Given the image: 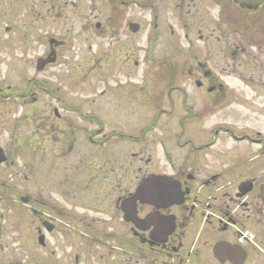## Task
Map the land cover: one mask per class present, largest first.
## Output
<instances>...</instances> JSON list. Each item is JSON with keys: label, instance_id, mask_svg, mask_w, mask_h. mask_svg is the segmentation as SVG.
I'll use <instances>...</instances> for the list:
<instances>
[{"label": "flooded vegetation", "instance_id": "obj_1", "mask_svg": "<svg viewBox=\"0 0 264 264\" xmlns=\"http://www.w3.org/2000/svg\"><path fill=\"white\" fill-rule=\"evenodd\" d=\"M156 1L159 11L150 33L167 40L180 57L151 59L152 72L162 76L160 81L150 79L169 90L159 116L177 112L171 109L170 93L172 88L182 91L176 123L149 121L157 109L143 104L148 93L138 97L137 84L115 88L116 83H108L118 81L122 65L138 66L136 60L67 61V52L80 40L73 34L74 15L83 19L77 36L84 32L81 39L87 40L94 32L99 38L107 27L90 22L87 12L97 10L94 18H116L125 0H0V36L10 53L5 75L26 82L25 88V82H18L0 93L13 94L30 111L41 108V93L56 98L51 124L81 150L99 146L101 138L109 139L117 130L132 137L131 150H124L120 160L107 161L108 166L86 164L94 158L79 156L70 171L73 180L57 191L58 200L47 202L40 192H25L20 205L32 216L0 218V264H264V0ZM106 3L112 8L106 9ZM185 4H196L195 14L183 15ZM166 7L178 31L171 23L159 25ZM130 22L125 29L135 37L141 25L131 32ZM40 48L39 54L26 58L28 51ZM64 63L78 74V86L94 87L86 91L89 95L79 87L66 95H59L57 88L44 89ZM180 77L189 91L176 86ZM124 94L152 114L142 112L140 121L108 127L101 119L104 98L111 96L119 106L120 101L127 103ZM155 130L159 132L152 134ZM241 141L248 151L249 145L257 149L251 154L237 146ZM229 174L239 181L227 192L209 194ZM143 180L146 202H132L135 222L126 221L122 202L132 200ZM244 180H251L252 187L245 205L235 208L237 186ZM39 202H44L42 207L35 206ZM224 219L226 223H220ZM230 225L250 230L252 244L238 246L234 234L227 239ZM217 243L224 249L214 251Z\"/></svg>", "mask_w": 264, "mask_h": 264}, {"label": "rangeland", "instance_id": "obj_2", "mask_svg": "<svg viewBox=\"0 0 264 264\" xmlns=\"http://www.w3.org/2000/svg\"><path fill=\"white\" fill-rule=\"evenodd\" d=\"M125 4L122 6L120 16L116 18H107L106 14L102 17H95L97 10L91 9L87 12L89 20H97L101 22V25L106 26V33L101 37H97L96 33H90L88 39H81L85 33L82 32L77 36V31L80 30L79 26L82 22V18H78V15H74L73 18V34L76 36L77 41L74 47L66 54L67 61L73 58L72 63H84L82 58L94 57L97 59H108L107 63L123 61V59L130 58L136 60L138 66L132 69H126L125 64L122 65L120 72L121 77L118 81L116 79L110 80L109 84H115V88L129 87L130 85H138L136 90L141 91L138 93V97H143L148 93V96L143 103L145 106L157 109L156 113L149 121H161V122H178L180 120V113L178 111L180 106L181 92L176 88L171 89V101L173 105L172 110L176 109V113H165L158 115L163 108L162 105L169 94V90H163L160 87L155 86L152 79L160 78L161 72H152L151 59L155 58H168V57H180L177 50L168 44L167 40H162L156 37L153 33H150V26L156 20L153 18L154 14H157L159 8L157 7V1L150 0H125ZM147 4V5H146ZM149 4V5H148ZM106 9L112 8L110 3H106ZM196 4L183 5V15L195 14ZM167 8V7H166ZM161 9V8H160ZM165 13H161L159 16V25L163 27L167 23H171L178 31V23L171 17L170 8L166 10L162 9ZM202 13H198L201 15ZM129 21L139 22L141 30L132 37L127 33V23ZM128 30V29H127ZM152 30V28H151ZM192 38H196L197 34H190ZM3 35L0 36V90H6L8 85H11L13 89L18 82L9 76L7 73V64L9 61L10 53H8L7 47L4 45ZM3 42V43H2ZM121 46L118 48V46ZM43 48L38 50L31 49L27 52L26 58L32 59L33 56L39 54ZM189 50V49H188ZM188 50L185 49V58H189ZM66 62V58L64 59ZM193 62V61H192ZM133 63V62H129ZM190 63V62H189ZM153 64V63H152ZM68 65L57 67L56 78H51L52 81L47 82L46 90L56 89L59 95L70 93L71 90L79 87L85 91V94L89 95L86 91H93V86L89 84H83L78 86L76 81L78 80L76 75L70 73L67 70ZM189 69V65H187ZM188 71V70H187ZM26 73L31 74L29 68L26 69ZM181 70L179 71V74ZM130 74L131 79L126 80L125 75ZM10 75V74H9ZM30 77V76H28ZM152 77V79H150ZM89 79H92L90 76ZM152 80V81H150ZM150 81V82H146ZM175 81V80H174ZM165 82V79H164ZM144 85H140L143 84ZM28 84V83H27ZM46 84V83H45ZM26 82L23 83L21 88H25ZM52 87H51V86ZM159 86V85H158ZM163 88H166L165 83H162ZM176 86L178 88H185V91L191 89L190 85L183 81V77L176 80ZM18 87V86H17ZM97 90V87L95 88ZM51 95L45 93L40 94L41 108L30 111L27 106H23L22 100H16L13 94L6 96L5 93H0V147L7 155V163L0 165V218L6 217H31L30 211L27 210V214H24V207L20 205L19 198L24 196L25 192L30 190L31 192H40L47 202L59 199L60 195L57 191L66 189L70 186L73 178L70 177V171L73 169L74 161L79 156L84 155L90 158H94L93 162L103 166L112 159L120 160L119 156L124 153V150H131L129 148V141L132 142V137L124 130H117L109 138H101L99 146H85L81 150L76 144L72 146L67 141V133L62 129L56 132V129L51 124L52 121V106L57 105L56 98H50ZM123 104L120 101L119 106H114L111 96H105L103 104L105 106L104 111L101 113V118L108 127H113L115 122L126 121H140L142 112L152 114V111L148 107L137 106L130 95L122 97ZM170 105V104H169ZM180 107V108H179ZM34 110V109H33ZM175 112V111H173ZM65 115V114H64ZM88 121V120H87ZM56 132V133H55ZM159 130H155L154 133H158ZM102 142V144H101ZM236 144V142H234ZM232 142H230V145ZM238 147H244L248 151V146L244 145V142H238ZM257 149L256 145H249V153H253ZM82 151L85 153L83 154ZM176 154L179 151L175 152ZM249 154V155H251ZM80 159H86V157H80ZM79 165H83L79 163ZM109 164H106L108 166ZM223 178L229 180H238L234 175H224ZM41 186V189L35 190V187ZM29 188V189H28ZM45 202V201H44ZM44 202H39L35 206L42 207ZM35 207V208H36ZM50 212L49 209L46 210ZM226 237L232 240L233 233L230 229L226 233Z\"/></svg>", "mask_w": 264, "mask_h": 264}, {"label": "water", "instance_id": "obj_3", "mask_svg": "<svg viewBox=\"0 0 264 264\" xmlns=\"http://www.w3.org/2000/svg\"><path fill=\"white\" fill-rule=\"evenodd\" d=\"M130 28L132 31H136L138 26L136 24H130ZM3 151L1 150L0 148V161L4 160V157L2 156ZM146 183L147 181L143 182L142 185L138 188L136 194L134 195L133 197V201H136L137 199H140L141 201H144L145 199L143 198L144 194H145V190H146ZM244 186V185H247V184H241V186ZM249 188V185H247L246 189ZM245 191H242V193H244ZM124 211L126 212V209H124ZM127 214V212H126ZM125 218L127 220H134V218L132 216H128V215H125ZM224 244L221 245V243H217L214 247V251H221L223 250L224 248Z\"/></svg>", "mask_w": 264, "mask_h": 264}]
</instances>
